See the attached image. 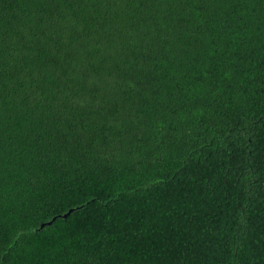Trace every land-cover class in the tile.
Listing matches in <instances>:
<instances>
[{
	"label": "trees",
	"instance_id": "obj_1",
	"mask_svg": "<svg viewBox=\"0 0 264 264\" xmlns=\"http://www.w3.org/2000/svg\"><path fill=\"white\" fill-rule=\"evenodd\" d=\"M0 264H264V0H0Z\"/></svg>",
	"mask_w": 264,
	"mask_h": 264
},
{
	"label": "water",
	"instance_id": "obj_2",
	"mask_svg": "<svg viewBox=\"0 0 264 264\" xmlns=\"http://www.w3.org/2000/svg\"><path fill=\"white\" fill-rule=\"evenodd\" d=\"M74 211V209H70L67 213H65V214H63V215H59V216H56V217H53L52 219H51V221H49V222H47V223H43V224H41V226H40V228H43L45 225H51L52 224V222L56 219V218H66L71 212H73Z\"/></svg>",
	"mask_w": 264,
	"mask_h": 264
}]
</instances>
